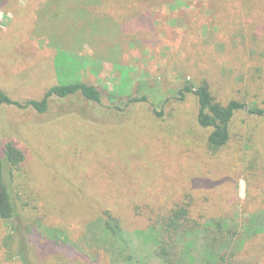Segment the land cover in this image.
<instances>
[{
  "label": "rangeland",
  "instance_id": "rangeland-1",
  "mask_svg": "<svg viewBox=\"0 0 264 264\" xmlns=\"http://www.w3.org/2000/svg\"><path fill=\"white\" fill-rule=\"evenodd\" d=\"M186 81L264 109V0H0L1 91L101 93L52 96L42 114L0 103L18 212L0 219V264H161L157 225L183 201L235 233L236 264H264V118L237 112L213 151ZM7 144L25 156L15 169Z\"/></svg>",
  "mask_w": 264,
  "mask_h": 264
},
{
  "label": "trees",
  "instance_id": "trees-1",
  "mask_svg": "<svg viewBox=\"0 0 264 264\" xmlns=\"http://www.w3.org/2000/svg\"><path fill=\"white\" fill-rule=\"evenodd\" d=\"M76 94L95 103L101 101V93L98 89L77 82L53 86L45 92L41 100H30L25 104L11 99L0 90V103L19 108L32 107L42 114L48 109L49 99L52 96L67 98ZM186 94H193L197 98V122L201 127L211 129L207 141L213 151L221 149L229 141L230 122L237 112L243 111L249 115L264 118V109L257 104H247L236 100H231L226 104L219 103L205 83L195 85L186 81L179 91L180 99H184ZM144 100L145 98H132L129 103ZM4 155L7 163L14 169L25 159L22 151L12 144L6 145ZM189 207L188 201L177 204L167 215L163 216L157 225L159 240L156 254L161 264H195L191 250L201 239L203 242L201 264H236V253L231 250L235 233L226 229L218 220H211L206 224L192 219ZM17 216L14 193L5 178L4 165L0 158V219L14 220ZM105 227L116 236L120 234V227L111 216H106Z\"/></svg>",
  "mask_w": 264,
  "mask_h": 264
}]
</instances>
